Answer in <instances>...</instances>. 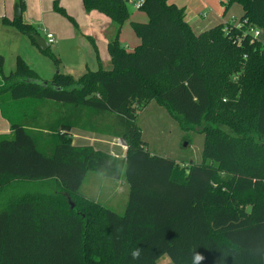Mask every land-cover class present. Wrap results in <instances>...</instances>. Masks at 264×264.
<instances>
[{"label": "trees", "instance_id": "obj_1", "mask_svg": "<svg viewBox=\"0 0 264 264\" xmlns=\"http://www.w3.org/2000/svg\"><path fill=\"white\" fill-rule=\"evenodd\" d=\"M168 1L144 0L149 19L132 22L141 43L129 51L119 39L128 0H83L118 30L108 43L111 68L79 79L62 72L44 79L22 56L4 73L0 54V109L13 133L0 135V193L14 182L46 183L0 207V264H92L94 253L112 264H159L165 255L171 264H264V43L252 31L264 29V0H223L225 12L242 5L240 23L200 33ZM3 23L38 33L22 16ZM37 101L59 108L50 151L29 121L40 117ZM152 101L183 128H200L203 162L180 165L150 152L136 118ZM84 110L118 119L124 158L74 144V127L97 132ZM90 171L125 177L123 214L80 194Z\"/></svg>", "mask_w": 264, "mask_h": 264}, {"label": "rangeland", "instance_id": "obj_2", "mask_svg": "<svg viewBox=\"0 0 264 264\" xmlns=\"http://www.w3.org/2000/svg\"><path fill=\"white\" fill-rule=\"evenodd\" d=\"M134 8L135 6L129 3V9L132 10ZM51 11L52 13H47L48 16L46 19L44 17L41 23L32 24L36 27L38 34L45 40L46 31L52 30L51 32L56 36L57 42L51 43L47 52L41 50L37 51V49L34 52L32 50L30 52L24 49L21 53L25 55L29 64L31 63L30 65L34 66L35 70L44 78L51 80L56 73L62 72L72 75L75 79H79L81 75L91 71L89 68L85 70V63H89L91 60L87 59L84 45L78 43L79 41L77 36L75 38V35L82 37V39H84L83 41H86L88 45H92L89 37L95 34L98 39L105 40L104 32L96 30L93 31L95 33L92 34L90 28L84 25L80 17L73 14L75 18L80 21L79 23L83 24L81 25L82 27L78 29L65 14L56 10ZM15 30L20 31L17 27H15ZM1 37L5 43L0 44V52L3 50V54L6 56L4 72L8 73V71L14 69L17 61V57L13 55L10 56L9 52H16L22 42L17 39L15 34L1 35ZM31 40L37 45L33 39ZM121 43L125 46L123 41ZM102 44H104V42H102ZM93 45L95 46V44ZM99 47L101 48V45H99ZM56 58H59V62H57ZM98 66L100 65L97 64V67ZM101 66L103 69H109V66L111 68L108 62L102 63ZM92 90L95 92L97 89L93 87ZM25 104L27 106V102ZM34 111L36 114L40 115V117L38 116L35 120L29 118L30 124L32 123L37 127L36 136L40 146L44 150L50 151V148L54 146V142L58 140V133H60L56 131L60 128L59 125H57L56 118L59 108L57 105L50 102L37 101ZM83 113L88 117V121H91L90 126L94 127V130L97 132L74 127L72 130V132L74 131V135L72 136H74L75 142L91 144L95 148L107 152H113L111 141L117 144H123V130L119 126L117 118L109 115H102V117L96 116L87 110H84ZM44 114H47V116L41 117V115L43 116ZM48 114H53L54 116H49ZM136 123L151 153L173 158L180 165L190 166L192 163L203 162L204 158L202 153L205 136L198 131L200 128H183L180 121L170 115L166 108L159 105L156 101H152L146 107L139 109ZM44 128L51 129L53 134L46 136L43 130L49 129ZM186 143L187 145H185ZM119 146L120 145H117V147ZM182 169H184V171L187 170L185 167H182ZM45 185L46 183L42 181L11 183L7 188L3 189L2 194L0 193V207L11 196L16 197L26 192L38 191L44 189ZM82 185L81 195L89 199L94 198V201L120 214L124 213L129 197V185L123 175L119 177H108L99 172L90 171ZM91 261L93 262L92 264H112L111 261L108 262L105 259L103 254L97 255L94 253ZM158 263L171 264V259L169 256L165 255L160 258Z\"/></svg>", "mask_w": 264, "mask_h": 264}, {"label": "crops", "instance_id": "obj_3", "mask_svg": "<svg viewBox=\"0 0 264 264\" xmlns=\"http://www.w3.org/2000/svg\"><path fill=\"white\" fill-rule=\"evenodd\" d=\"M24 2V9H22V16L25 20L29 21L30 23H41L44 20V17L48 16L47 13H52L51 10H55L54 4L57 2L60 6L64 7L66 11L75 18L73 14H76L80 17L81 21L84 23V25L87 28H90V31L93 33V31L101 30L104 32L105 40L98 39L95 34H93L91 37L94 41H91L92 45L86 42H84L82 37H79L78 35H75V38L77 36L78 43L81 45H84V49L87 53V59L91 60L89 63H85L86 67L89 68L92 71L98 70L100 67H102V63H110V55L108 53V43L110 40H112L118 30V26L115 22H113L108 16H106L103 13H100L96 10L87 12L83 5V0H22ZM21 0H0V44L5 43V41L2 39L1 35H8V34H15L17 36V39L21 41V46L16 52H9L10 56H23L26 60L24 54L21 52L25 49L27 51L31 50L34 52L36 49L41 50L39 46L35 45L29 35L15 30L14 26H7L3 23L4 17H9L10 19L16 18L15 17V6L17 4H21ZM170 4H174L178 7H183L186 11V18L189 24L192 26L195 33H200L205 30H208L216 25H219L221 23H233V24H239L241 21V18L244 15V9L242 5L238 3H234L227 12H225V7L223 0H169ZM21 7V6H20ZM130 10V18L129 20L124 24V26L121 29V33L119 35L120 41L124 42L125 48L129 51H133L140 43L141 39L136 34L135 30L132 27L133 21H139V22H146L149 19V16L146 12H144L141 9H129ZM79 27L81 28L83 24H80L77 18H75ZM85 21V22H84ZM52 31V30H51ZM51 31H46V40L47 33H52ZM254 34L257 39L262 41L264 43V29L262 28H255ZM55 41L53 43L57 42L56 36ZM101 42V43H100ZM104 42V44H102ZM52 43V44H53ZM51 43H49L50 46ZM95 44V46L93 45ZM122 44V43H121ZM101 45V48L99 47ZM123 45V44H122ZM48 46V47H49ZM106 47V48H105ZM44 51V50H41ZM3 50H1L0 54H2L5 57V65L6 66V56L3 54ZM28 61V60H27ZM29 63V62H28ZM31 64V63H30ZM97 64L100 66L97 67ZM84 65V66H85ZM92 65V66H90ZM32 66V65H31ZM83 66V67H84ZM35 68L34 66H32ZM92 69H91V68ZM110 68V66H109ZM84 70V71H85ZM4 71V69H3ZM9 72V71H8ZM6 73V72H4ZM39 74V73H38ZM40 77H42L39 74ZM44 78V77H42ZM47 79V78H44ZM50 80V79H47ZM35 113L33 112L32 115ZM31 115V116H32ZM47 114L44 115L46 117ZM35 120V119H32ZM35 128L34 130H36ZM44 134L47 136L49 134H53V131L51 130H43ZM71 135H74V131L70 132ZM12 129H11V123L9 120H7L1 112L0 109V135L3 136H12ZM73 142L76 145H85L81 144L79 142H75L74 136ZM111 147L113 152H109L113 155H116L118 157L124 158L126 156L127 152V146H124L122 143L117 144L114 141H111ZM91 145V144H90ZM117 145H120L117 147ZM53 146L50 148L52 150ZM125 178V177H124ZM83 185L81 186V188ZM80 188V192L81 191ZM83 194V193H82ZM95 200L94 198H91Z\"/></svg>", "mask_w": 264, "mask_h": 264}, {"label": "water", "instance_id": "obj_4", "mask_svg": "<svg viewBox=\"0 0 264 264\" xmlns=\"http://www.w3.org/2000/svg\"><path fill=\"white\" fill-rule=\"evenodd\" d=\"M14 11L16 18H20L22 16V9L19 4L15 6ZM29 35L35 39L37 45L40 47L41 50H45L49 46V42L45 40L43 37H41L38 33L30 32ZM123 145L127 146L124 140H123ZM185 145H187V143ZM71 207H74V203L71 204Z\"/></svg>", "mask_w": 264, "mask_h": 264}, {"label": "built area", "instance_id": "obj_5", "mask_svg": "<svg viewBox=\"0 0 264 264\" xmlns=\"http://www.w3.org/2000/svg\"><path fill=\"white\" fill-rule=\"evenodd\" d=\"M129 3H132L135 8L140 9L141 6L143 5L144 0H128ZM254 32V29H252ZM47 38L49 43H53L55 41V37L53 33H47Z\"/></svg>", "mask_w": 264, "mask_h": 264}, {"label": "clouds", "instance_id": "obj_6", "mask_svg": "<svg viewBox=\"0 0 264 264\" xmlns=\"http://www.w3.org/2000/svg\"><path fill=\"white\" fill-rule=\"evenodd\" d=\"M140 255H141V250L140 249H137V250L132 252L133 259L139 258ZM197 259H203V257L197 256Z\"/></svg>", "mask_w": 264, "mask_h": 264}]
</instances>
